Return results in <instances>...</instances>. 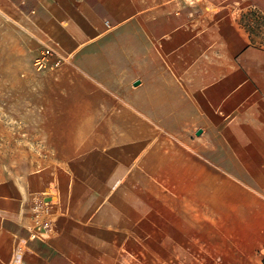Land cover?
Returning <instances> with one entry per match:
<instances>
[{
  "label": "crops",
  "instance_id": "1",
  "mask_svg": "<svg viewBox=\"0 0 264 264\" xmlns=\"http://www.w3.org/2000/svg\"><path fill=\"white\" fill-rule=\"evenodd\" d=\"M4 96L0 264H262L264 0H0Z\"/></svg>",
  "mask_w": 264,
  "mask_h": 264
},
{
  "label": "rangeland",
  "instance_id": "2",
  "mask_svg": "<svg viewBox=\"0 0 264 264\" xmlns=\"http://www.w3.org/2000/svg\"><path fill=\"white\" fill-rule=\"evenodd\" d=\"M49 58L50 55H48L46 69L53 71L55 68V63H52ZM34 98L35 97H31V100L33 101ZM0 99L2 100V104H4L0 105V109H2L0 110V167L6 169L8 162L10 165V137L11 139L14 137L15 141L26 137V134H23L22 132L23 123H30L29 127L32 135L38 131L39 123H45L44 121L47 120V115L45 113L39 112L37 102H32L31 112H23L21 97L4 96L0 97ZM8 100L14 101L11 106L10 104H7ZM49 125L51 126L53 123H49ZM33 136L34 135H32L28 143H26L27 146H29ZM35 146L39 148L38 144L34 145L32 143L29 147L33 148Z\"/></svg>",
  "mask_w": 264,
  "mask_h": 264
},
{
  "label": "built area",
  "instance_id": "3",
  "mask_svg": "<svg viewBox=\"0 0 264 264\" xmlns=\"http://www.w3.org/2000/svg\"><path fill=\"white\" fill-rule=\"evenodd\" d=\"M50 52L47 53L46 59L43 58L38 61L40 68H46L47 59ZM56 66V65H55ZM52 201L43 195H37L33 198L32 202V224L28 228L31 239H41L45 237L52 229Z\"/></svg>",
  "mask_w": 264,
  "mask_h": 264
},
{
  "label": "trees",
  "instance_id": "4",
  "mask_svg": "<svg viewBox=\"0 0 264 264\" xmlns=\"http://www.w3.org/2000/svg\"><path fill=\"white\" fill-rule=\"evenodd\" d=\"M262 264H264V260L262 261Z\"/></svg>",
  "mask_w": 264,
  "mask_h": 264
}]
</instances>
